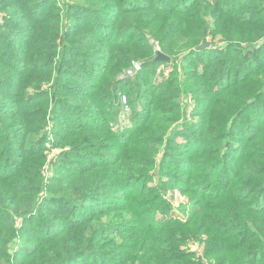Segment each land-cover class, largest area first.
I'll return each instance as SVG.
<instances>
[{"label": "trees", "instance_id": "16d2710c", "mask_svg": "<svg viewBox=\"0 0 264 264\" xmlns=\"http://www.w3.org/2000/svg\"><path fill=\"white\" fill-rule=\"evenodd\" d=\"M2 1L10 2L9 7L12 8V12L11 18L0 21V28H3V35L0 36V58L2 59L0 67H4L6 73L12 71L22 73L25 68H33L40 73L38 78L33 79L36 80L34 90H37V93L32 95L31 99L46 96L44 105L53 103L52 112L49 115L60 120V125H64V115L58 113L60 107L56 104L59 103L62 104L63 111L77 114L81 119L85 116L91 120V114H104L106 108L111 106V100L115 99L117 92L121 90L120 77L135 60L148 65L160 62L154 61L157 52L154 43H157L159 50L170 58L168 62H164L168 65L174 61H180V57L183 60L188 59L187 54L192 52L186 51L195 48L200 43V39L207 34L206 31H203L204 35L189 31L190 25L195 22L194 14L203 3L207 2L206 0H188L180 6L165 7H160L158 0H76L59 6L46 0L35 5H31L35 0ZM45 1L51 5L49 12L43 17L35 18L38 7L45 5ZM16 4L22 6L23 13H20L17 16V22L13 23L15 17L13 9ZM259 12L264 14V6L260 7ZM224 16L225 13L217 15L213 21L217 24L221 23ZM69 18H72L70 23H68ZM24 22L28 24L32 22L35 26L29 27L31 28L28 35L30 43L22 47L21 44L27 40L16 43L6 39L4 35L9 30H17L18 34L25 32L28 28L25 27ZM203 22L206 23V21ZM117 24L130 30L125 38L109 35L110 31L115 30ZM254 24L260 26L255 37H244L243 41L264 38V21L255 18L250 26ZM147 33L150 34L153 42L146 39ZM35 37L46 38V40L40 42L35 40ZM23 53L28 54L25 59L30 60L34 65L24 67L27 60L19 58V54ZM249 53L248 61L256 55V51L252 49ZM214 63L217 64L215 69H208L197 74L202 84L212 83L214 80L220 84L221 79L228 75V65H232L229 53H225L222 57L218 56ZM263 66L264 63L259 64L251 72L260 71L261 75L250 77V74H247L243 79L231 78V82L225 84V90L222 93L213 92V97H216L212 99L209 96L206 99L205 114L202 116L206 118L199 122L200 127L198 124L196 128L197 136L193 134L192 140L185 138V142H189V145H186L189 151L185 149L182 156L186 154V151L188 153L180 160V164L183 163V165L179 164L181 171H184L185 184L191 187L213 184L211 174L216 170L217 165L212 163L208 165L211 159L209 156L214 152L208 150V147L219 145L225 140V137L214 134L217 129L229 126L220 121L221 119L226 120L233 115H240L246 103L257 102L258 96L264 92V71L261 69ZM181 70L183 71L184 67ZM188 75L193 77L192 72ZM178 76L160 81L162 91L154 89L151 93L153 96L156 95L155 101L150 103L149 107L142 111L143 113H139L141 114L139 117H142L140 121H138V115H135L132 126L123 128L121 133L111 130L107 126L105 117L101 116L92 119L90 125H87L88 122L78 121V126L72 131H66L67 133L54 132V135H58L56 137L61 139L60 143L69 148L63 154V160H67L70 154L89 152L94 147L116 150L105 160L79 169L64 170L61 173L63 176L55 182L63 184L56 189L59 193L46 199L41 197L43 175L41 171H37L38 169H31V158L27 159L28 165L25 168L21 167L14 175L7 173L6 165L3 170L0 169V264H65L77 255L114 251L115 244L106 247L108 244L106 238L110 236L111 230V225L107 224L110 214L106 213L109 208L106 201L103 205L107 208H94L92 213L83 218H77L75 213L88 197L104 196L102 192L108 189L123 191L130 188L132 190L133 185L138 182H141L140 188L143 189L157 175L156 169L163 166L161 163L164 162L167 152L157 163L156 144L163 141V138L158 135L161 136L163 132H166V127L172 121V109L166 103L174 94H180ZM5 77L12 82V76L6 74ZM68 80L76 81L81 87H70L65 83ZM44 82H49L50 85L46 91L40 93L38 90H41V84ZM5 84L7 81H3L1 86ZM217 84L213 83V88L217 87ZM167 91L171 94L163 95V92ZM19 92H24L22 85L19 87ZM61 92H66L70 96L64 97ZM5 107L4 103L0 104V146H4L10 138L8 130L17 132L26 139L30 138L31 132L38 130L21 128V124H28V122L23 115H20L22 110L20 103L16 107ZM112 108L111 106L110 109ZM8 119L11 120L9 123ZM43 123L46 124L47 120ZM130 137L132 139L129 141ZM38 140L40 137L30 138L29 148L32 146L31 148L36 149L38 146L34 142ZM109 140H116L118 143L104 145ZM54 141H56L55 146L59 144L57 139ZM5 148H7L6 144ZM10 148L8 147V150H12ZM1 158L2 154H0V160ZM174 162L171 161L172 164ZM233 163L237 164V169L223 181L222 194L214 198L227 202L225 211L222 209L220 214H228L226 218L231 221L230 224L237 225L238 229L246 230V232L254 228L251 233L253 240L258 237L256 243H260V238H264L262 205L264 119L262 125L248 130L245 145L237 152ZM225 173L226 170H222L221 177H224ZM31 178L37 179V183L30 181ZM50 186H53V183ZM132 194L140 197L146 193L143 190H134ZM227 194L231 195L228 200ZM242 195L245 196L244 198H252L248 201L251 204L250 209L247 208V202L244 204L240 200ZM51 200L60 201L61 205L56 207ZM27 216L34 219L32 225L24 228L18 226L17 219ZM53 216H59L64 223H61L54 234H50L55 225ZM218 235L215 234L216 237ZM215 236L210 237L211 241L221 244ZM237 236L234 244L241 243L244 238ZM20 238L22 244L32 240L36 243L32 249L16 259L13 247ZM179 240L177 234H170L166 243L168 246L162 247L163 253H156L157 258L154 264H186L182 259L174 257L178 252L176 246L182 243ZM252 241H246L239 247L242 254L233 258L234 262H238V258L242 256L250 262L239 264H264L263 252L261 257L256 258V255L260 254L258 252L261 251V247L256 249L257 252L250 247H243ZM224 249L234 252L237 248ZM218 251L217 248L212 250L213 253ZM220 262L225 264L224 256L221 257ZM123 263L124 261H118L116 264Z\"/></svg>", "mask_w": 264, "mask_h": 264}, {"label": "rangeland", "instance_id": "374dc122", "mask_svg": "<svg viewBox=\"0 0 264 264\" xmlns=\"http://www.w3.org/2000/svg\"><path fill=\"white\" fill-rule=\"evenodd\" d=\"M41 1L35 0L34 4L32 3L31 5L41 3ZM46 1L54 2L59 6L63 3L75 2L76 0ZM187 1L158 0V4L160 7L167 5L180 6ZM206 1L194 14L195 22L190 25L189 31L199 32L203 35V31H206L207 34L200 39V43L195 48L186 51L192 52V54H187L188 59L183 60L180 57V61L177 60L168 65L164 62H155L148 65V63L135 60L132 66L120 77L119 87L121 90L117 92L116 98L110 102L113 108L110 109L111 106H108L102 115L89 113L92 115L91 120L97 119V117L100 118V116L105 117L107 126L116 133H121L123 128L132 126L135 115L139 117L141 115L139 113H143L142 111L155 101L156 95L153 96L151 93L154 89L162 91L160 81L163 82L170 77L179 75L178 86L181 89L179 90L180 94H174L172 99L170 98L166 103L172 109V121L166 127V132H163L161 136L160 134L158 135L163 138V141L160 144H156L158 153L155 159L157 163H159L164 153L167 152L164 162L161 163L163 166L156 169L157 175L143 189L140 188L141 182H138L133 185L132 190L130 188L123 191L108 189L102 192L104 196L93 195L88 197L75 213L77 218H83L85 215L92 213L94 208H107L103 205L106 201L105 203L109 204L106 213L110 214L107 224L111 225L110 236L106 238L108 239L106 247L115 244L114 251L101 252V254L96 252L93 255H77L65 264H116L118 261H124L123 264H154V260L157 258L156 253H163L164 249L162 247L168 246L166 243L169 235L173 233L177 234L179 241L182 242L176 246L178 252H176L174 257L182 259L186 264H224L220 262L222 256L225 257V264L250 262L249 259L242 256L238 258V262H234L233 258H237L238 254H242L239 247L246 241L253 240L251 233L254 228L246 232V230L238 229L237 225L230 224L231 221L226 218L228 214H220L222 209L225 211L226 205H228L227 202L215 199L214 196L222 194L221 185L223 181L237 169V164L233 163V161L237 152L245 145V137L248 130L250 128L255 129L256 126L263 124L264 92L258 96L257 102L246 103L247 105L243 107L240 115H233L226 120H220L229 126L217 129L214 133L220 137H225V140L219 145L208 147V150L214 151L209 156L211 159L208 165L211 163L217 165L216 170L211 174L213 184L207 183L192 187L185 184L184 171L180 169L183 163L180 164V160L189 151V148H186L189 142H185V138L192 140L193 134L197 136L196 128L198 124L200 127L199 122L206 118L202 117L205 114L206 99L209 96L214 99L216 96L213 97V92L222 93L225 90V84L230 83L231 78L238 77L243 79L247 74H250V77L261 75L260 71L251 72L259 64L264 63V38L260 39L259 37L254 41H243V38L250 36L254 38L257 30L260 29L259 25L250 26V23L255 18L264 21V14L259 12L260 7L264 6V0ZM9 5V1L0 0V21L5 18H11L12 8ZM50 6L49 3L40 5L35 18L43 17L49 12ZM13 11L15 13L13 23H16L17 16L23 13V8L20 4H16ZM60 12L62 13V11ZM222 13H225L224 19L217 24L213 19L217 15H222ZM71 21L72 18H69L68 23ZM203 21H206V23ZM24 25L28 28L25 32L18 34L17 30H9L4 37L16 43L27 40V42L21 44L24 47L26 43H30L28 35L31 28L29 27L35 26V24L24 22ZM124 27L117 24L115 30L113 32L110 31L109 35L125 38L130 30H126ZM0 32V36H2L3 28H0ZM34 39L40 42L46 40V38L36 37ZM146 39L150 42L154 41L148 33ZM204 44L203 48H198ZM154 48L156 51L159 50L157 43H154ZM252 49H255L256 55L248 61L250 58L249 51H252ZM225 53H229V59L232 63V65H228V75L221 79L222 82L220 84H217L218 81L215 82V80L212 83L202 84L197 74L208 69H215L217 64L214 61H216L218 56L222 57ZM27 57L28 54H19V58L24 61L27 60L25 59ZM1 63L2 59L0 58V65ZM29 65L32 66L34 64L27 60V64H24V67ZM182 67H184L183 71L181 70ZM261 69L264 71V66ZM189 72L193 73V77L188 75ZM6 74L13 77L12 82L5 77ZM39 76L40 73L33 68H25L22 73L13 71L6 73L4 67H0V104L4 103L5 108H8V106L16 107L20 103L22 106L20 115H23L28 122V124H21V128L38 129L29 135L31 139L40 137V140H38L40 142H34L38 147L33 149L31 148L32 146L29 148L30 138L26 139L23 135L8 130L10 138L5 143L7 148H5V144L0 146V154H2L0 169L3 170L6 165L7 170H5L7 173L14 175L21 167L25 168L28 165L27 159L31 158V169H38L37 171H41L43 175V188L40 191V195H42L43 199H46L59 193L56 189L63 184L62 182H55L63 176L61 173L64 170L79 169L85 165L105 160L111 153H115L116 150H108L106 147H94L89 152L70 154L67 160H63V154L69 148L60 143L61 139L56 137L58 135H54V132L67 133L78 126V121H85V123L88 122L87 125H90L91 120L88 119L89 117L84 116L81 119L77 114L63 111L64 108L59 103L56 104L57 107H60L58 113L64 115V125H60V120L49 115L52 112L53 103L50 102L48 105H44L43 101H46V96L31 99V96L37 93V90H34L36 80L33 79ZM3 81H7V84L1 86ZM65 83L70 87H81L76 81L68 80ZM213 83L218 86L213 88ZM20 85L23 86V93L19 92ZM49 85V82L42 83L41 90H38V92L46 91ZM129 90L131 92L128 93ZM61 94L64 97L70 96L66 92H61ZM170 94L171 92L169 91L163 92V95L169 96ZM124 95L126 96V102L122 98ZM141 118L139 117L138 121ZM45 120H47L46 124L43 123ZM10 121V119L7 120L8 123ZM83 126H85L84 123ZM56 139L59 144L55 146L56 141L54 140ZM131 139L130 137L129 141ZM114 143L118 142L109 140L104 145ZM8 147H11L10 149L12 150H8ZM185 149L187 150L186 154L182 156L185 153ZM171 161H175L174 164ZM222 170H226L224 177H221ZM30 181L37 183L35 178H31ZM52 183L53 186H50ZM134 190H143L146 194L135 197L132 194ZM230 197L231 195L227 194V200ZM244 197L242 195L240 200L244 204L247 202V208L250 209L251 204L248 201H251L252 198ZM262 200L264 208V197ZM51 203L56 207L61 205L60 201L51 200ZM114 205H117V207H114ZM33 213L37 216L34 211ZM219 214L220 216L218 217ZM53 217L55 225L50 234H54L61 223H64L59 216ZM33 221L34 219H30L29 216L26 218L19 217L17 224L24 228L31 226ZM216 233L219 234L217 237L215 236ZM237 235L244 238L241 243L237 242L234 244V240L238 237ZM211 236H215L216 240L220 241L221 244L212 242ZM257 238L243 247H250L254 252H257L258 250L256 249L261 247V251L258 252L260 254L256 255V258H259L262 256V252L264 253V238H260L261 242L256 243ZM20 240L21 238L13 247L16 259L27 253L36 243L32 240L22 244ZM213 248H217L219 251L213 253ZM224 248L237 249L234 252H230Z\"/></svg>", "mask_w": 264, "mask_h": 264}, {"label": "water", "instance_id": "95a60500", "mask_svg": "<svg viewBox=\"0 0 264 264\" xmlns=\"http://www.w3.org/2000/svg\"><path fill=\"white\" fill-rule=\"evenodd\" d=\"M204 45H200L198 48H203ZM170 60V58L164 54L163 52H161L160 50H158L156 52V55L154 57V61H160V62H168Z\"/></svg>", "mask_w": 264, "mask_h": 264}, {"label": "built area", "instance_id": "2783aa9c", "mask_svg": "<svg viewBox=\"0 0 264 264\" xmlns=\"http://www.w3.org/2000/svg\"><path fill=\"white\" fill-rule=\"evenodd\" d=\"M122 98H123V101L126 102V96L124 95Z\"/></svg>", "mask_w": 264, "mask_h": 264}]
</instances>
